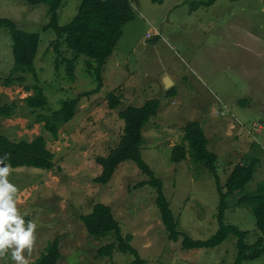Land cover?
<instances>
[{"label": "rangeland", "instance_id": "1", "mask_svg": "<svg viewBox=\"0 0 264 264\" xmlns=\"http://www.w3.org/2000/svg\"><path fill=\"white\" fill-rule=\"evenodd\" d=\"M81 1L63 0L57 11L58 24L64 25L76 15ZM130 1L133 18L122 26L104 65L101 89L79 99L74 116L58 128L57 138L45 132L42 123H35V115L24 104L23 98L32 91L19 85H0V104L13 100L18 104L15 116L1 119V134L10 140H31L43 134L46 147L61 167L55 172L0 163V167H9L7 179L18 189L14 197L18 214L36 224L31 250L25 248L22 254L34 264L47 243L58 237L57 264H134L129 253L96 256V250L109 240L89 236L80 216L101 202L111 207L122 233L131 235L130 243L148 264H232L237 256L235 235L228 234L212 248L184 249L183 236L177 241L168 238L155 204V190L149 185L134 187L147 179L146 174L127 161L109 183L100 185L93 181L100 173L95 157L107 154L123 133L124 123L117 110L108 107L109 93L121 96L120 107L158 98V113L142 130V158L163 182L178 231L194 240L212 237L219 227L215 177L189 155L172 162L171 150L174 145L186 144L185 124L199 119L210 150L221 153L217 146L221 140L227 143L238 136L248 137L254 157L264 167L262 131L249 134L243 128L258 121L264 130V0H215L210 5L204 4L207 0ZM47 12L46 3L0 0V18L40 35L34 66L47 97L46 114L59 109L63 100L96 86L85 55L79 54L75 60L65 45H61V55L55 52V31L43 30L49 21ZM69 58L74 63V78L68 75L65 59ZM12 65L10 31L0 27V78L9 74ZM164 77L172 83L165 86ZM31 83L28 76L26 84ZM227 161L217 160L221 185L231 168ZM238 197L227 198L230 207L224 210L223 221L247 230L246 243L252 244L258 236L255 217L249 207L233 206ZM24 227L27 230V225ZM14 248L5 251L0 264H16L11 259ZM242 264H264V253Z\"/></svg>", "mask_w": 264, "mask_h": 264}, {"label": "trees", "instance_id": "2", "mask_svg": "<svg viewBox=\"0 0 264 264\" xmlns=\"http://www.w3.org/2000/svg\"><path fill=\"white\" fill-rule=\"evenodd\" d=\"M29 5L46 3L48 5L49 21L43 30L52 28L56 33L54 49L61 55V45H65L73 57L79 54L88 58L87 69L96 80L92 90L81 93L75 98L63 100L59 109L46 114L47 97L39 84L34 60L38 51L39 33L27 32L18 29L14 21L0 18V27L10 31L12 40L13 65L9 74L0 78V85L10 87L22 86L31 94L23 98L24 104L35 115V123H42L45 132L55 139L58 128L68 122L75 114L79 99L82 96L98 92L103 84L102 73L107 58L122 34V26L133 18L130 0H82L76 15L66 24L60 25L57 21V11L63 0H23ZM215 0H207L204 4L210 5ZM67 61V71L70 78H74V63L72 58ZM28 76L33 83L26 84ZM170 88L168 91H171ZM159 99L154 97L146 100L142 105L126 104L121 106V96L111 92L107 96L109 109L117 110L118 117L123 121V133L114 147L107 154L95 157L100 166V173L93 179L100 185H106L115 175L123 162H134L147 179L134 185L135 188L149 185L155 190V204L159 211L161 221L170 241H177L180 236L184 249L212 248L219 245L228 234L237 237V256L232 264H242L243 261L252 260L264 253V179L256 184L252 190L247 185L253 178L256 161L239 162L230 170L224 185L220 184L218 174V157L208 148V139L204 134L201 120H189L184 126V141L186 144L174 145L171 150L172 162H180L188 155L194 162H200L215 177L219 192V206L217 220L219 227L216 233L206 240H194L177 229V220L174 217L169 201L163 193V182L158 178L148 164L143 160L140 146L143 142L142 130L159 110ZM17 101L0 104V130L1 119L11 118L17 114ZM29 127L32 125L29 124ZM47 138L37 134L31 140H10L0 131V161L6 162L11 168L33 167L47 171H61L56 164L54 153L46 147ZM239 197L233 206H247L255 217L258 236L254 243H246L249 234L247 230L239 229L236 225L224 223V210L229 206V196ZM15 197V196H14ZM25 225L29 222L22 217ZM89 236L94 238H107L109 241L96 250L98 258L112 257L114 252L129 253L134 256V264H148L141 258L137 250L130 243L131 235L123 234L120 224L115 218L111 207L97 202L90 212L80 216ZM14 226V225H13ZM60 240L58 237L49 241L45 251L37 258L34 264H57L60 258Z\"/></svg>", "mask_w": 264, "mask_h": 264}, {"label": "clouds", "instance_id": "3", "mask_svg": "<svg viewBox=\"0 0 264 264\" xmlns=\"http://www.w3.org/2000/svg\"><path fill=\"white\" fill-rule=\"evenodd\" d=\"M8 174V166L0 167V257H3L5 251L15 245L11 259L16 264H29L22 253L25 248L31 250L36 224L29 221L25 230V221L18 214L14 200L18 189L8 181Z\"/></svg>", "mask_w": 264, "mask_h": 264}, {"label": "crops", "instance_id": "4", "mask_svg": "<svg viewBox=\"0 0 264 264\" xmlns=\"http://www.w3.org/2000/svg\"><path fill=\"white\" fill-rule=\"evenodd\" d=\"M105 64H106V62H105ZM118 66H119V63H118ZM103 70H104V68H103ZM261 134L264 135V130H262ZM238 138H239L238 140H234V141H231L230 139H228L227 143L223 140L218 142L217 143L218 150L222 151L221 153H219V151H218V153L220 155L219 157H220L221 161L223 160V158L228 160L226 162V163H228L227 166L231 167L229 169V172L232 169V167L239 162H248V161H253V160L256 161L255 172L253 174L252 180L249 183H251L252 181L253 182L250 186H247V190H252L256 187V184L258 182H260L261 180L264 179V167L260 163H258L259 160L254 157L255 153L252 151L251 147H249V143L251 142V140L248 137L245 140L242 136H238ZM244 142H247L248 146H245ZM235 144H238L240 147H237ZM218 153H216V154H218ZM219 157H218V160H219ZM236 160H237V162H236ZM259 164H260V166H257ZM223 168H224V166H223ZM259 171H261V172L263 171L261 176H259L260 178L254 179L255 175H260V174H257Z\"/></svg>", "mask_w": 264, "mask_h": 264}, {"label": "built area", "instance_id": "5", "mask_svg": "<svg viewBox=\"0 0 264 264\" xmlns=\"http://www.w3.org/2000/svg\"><path fill=\"white\" fill-rule=\"evenodd\" d=\"M147 37H150L149 33L147 34ZM219 111L224 112L223 109H221ZM219 111H217V112H219ZM226 112H228V111H226ZM243 128L246 129L249 134H253V131H256V132L262 131V130H260V128L263 129V125L258 121H254L251 123L250 128H247V127H243Z\"/></svg>", "mask_w": 264, "mask_h": 264}, {"label": "water", "instance_id": "6", "mask_svg": "<svg viewBox=\"0 0 264 264\" xmlns=\"http://www.w3.org/2000/svg\"><path fill=\"white\" fill-rule=\"evenodd\" d=\"M168 77H164V79H163V81H164V84H165V86H168L170 83H172V81L169 79V81H168Z\"/></svg>", "mask_w": 264, "mask_h": 264}]
</instances>
